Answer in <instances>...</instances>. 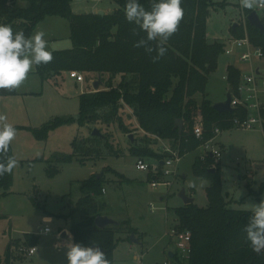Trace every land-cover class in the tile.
Masks as SVG:
<instances>
[{
  "label": "trees",
  "instance_id": "trees-1",
  "mask_svg": "<svg viewBox=\"0 0 264 264\" xmlns=\"http://www.w3.org/2000/svg\"><path fill=\"white\" fill-rule=\"evenodd\" d=\"M24 1L21 4L18 0H0V24L10 25L14 32L23 30L25 36L30 37L47 16H60L70 22L72 46L50 51L53 60L48 64L35 66V72L42 81L57 82L62 75L69 76V72L75 70L87 75L96 74L104 84L97 91L89 88L79 95V111L76 116H56L41 127L30 128L36 138L44 140L51 131L72 123L80 126L93 124L106 129L117 125L122 131L130 133L132 130L126 125L122 113L130 109L137 128L145 137L140 141H131L129 152L138 158H162L163 155L150 149L151 138H156L158 142L169 141L173 149L184 155L200 145L201 140L194 134L197 122L204 124L205 140L215 135L216 128L221 131L235 128L233 119L240 112H220L206 96L209 76L217 69L226 45L222 40L209 39L207 22L211 11L218 6L225 7V1L182 0L184 16L179 29L165 45L166 55L155 63L152 62V57L156 53L145 51L146 45L134 47L141 37H146V33L126 20V0H115V10L104 15L97 12L75 13L72 9L73 0ZM139 3L146 10H151L152 0H139ZM258 8H243V12L247 17L251 42L264 53V33L248 20V15ZM262 20L264 22L263 17ZM134 28L139 35H133ZM242 30L237 25L235 29L232 28V33L241 37ZM150 43L155 46V42ZM106 75L109 76L108 79H105ZM239 76L240 70L229 65L227 78L230 90L234 91L237 87ZM117 77L120 79L115 84ZM16 94L17 89H0V98ZM198 94L202 95L201 99L197 98ZM246 115L241 113L242 117ZM177 119L184 121L182 134L175 126ZM109 138V133L90 135L79 140L75 138L72 153H57L47 160V174L54 177L59 172L51 163H68L74 158L84 163L85 158L100 155L105 150L119 155ZM8 155L15 158L11 144ZM40 160L43 159H34ZM212 160L213 158H209L204 163L197 157L194 162L195 174L211 179V185L207 187L208 206L202 207L193 202L171 209L177 218L176 228L191 233L190 257L184 259L173 252V257L168 258L173 264H264V252L256 254L252 251L244 231L251 210L229 206L222 192L221 168H216L214 173L210 171L212 167L209 163ZM106 170L115 171L107 167L101 175L93 174L81 182V196L69 214L79 216V221L72 225L70 231L73 243L84 247L98 245L110 264H114V251L121 241L117 234L123 232L126 226L129 240L130 234H136V231L130 226L129 220L118 221L104 228L95 223L96 218L103 215V203L99 198L104 194ZM148 178L152 179L151 173ZM13 179V171L0 177V199L8 194ZM33 201L39 205L35 198ZM24 237V246H36L38 235L27 233ZM10 249L11 242L7 244L4 256H0V264H13Z\"/></svg>",
  "mask_w": 264,
  "mask_h": 264
},
{
  "label": "rangeland",
  "instance_id": "rangeland-1",
  "mask_svg": "<svg viewBox=\"0 0 264 264\" xmlns=\"http://www.w3.org/2000/svg\"><path fill=\"white\" fill-rule=\"evenodd\" d=\"M18 1L25 3L24 0ZM214 1H225L226 4L225 7L218 6L211 11L207 22L208 36L211 40H222L228 48H232L229 41L244 38L248 33L247 17L240 6V0ZM116 7L115 0L72 2L75 13L100 10L111 13ZM258 12L264 15L263 8ZM234 24L242 27L241 37L233 35ZM39 30L46 33L48 51L72 46L70 22L66 18L47 16L32 35ZM230 64L242 69L249 68V64L242 62L236 53L221 54L217 69L209 76L206 90L207 98L213 103L224 101L230 90L227 78ZM254 65L264 68V57L260 61L256 57ZM35 68L17 88L18 94L0 98V114L7 116L6 123L24 127L15 128L16 135L11 146L18 165L13 169L14 179L8 194L0 199V256H4L6 246L11 242L10 252L13 251L14 264H68L66 244L73 243L70 229L79 221V216L69 214L81 196L80 184L107 167L116 172L105 171V192L99 198L103 203L102 214L117 222L129 220L130 226L136 231L135 237L139 239L138 242L128 240L129 232L125 226L124 231L117 234V237L124 240L119 242L114 251V264H164L169 259V253L176 251L175 238L169 234L177 225V218L171 209L184 205L179 192L184 188L188 196L193 194L196 204L208 206L207 187L211 185V179L195 174L194 162L197 157L204 163L213 158L209 166L221 168L222 192L230 207L251 210L252 205L264 200V130L261 126L247 130H222L214 139L216 148L222 152L218 159L207 155L204 141L201 140L198 148L181 155L180 161L175 162L176 170L163 177L168 185L153 187L148 178L149 170L137 169L138 157L129 152L131 141H140L145 137L137 128L130 109L122 112L126 125L132 130L130 133L122 131L117 125L106 129L93 124L80 126L72 123L51 131L44 140L36 138L30 128L41 127L56 116H76L81 91L88 90L90 86L93 88V85L87 74L84 76L89 84H83L82 87L75 81L64 84L59 82V85L51 81L43 82ZM93 77H96V81L99 79L96 74ZM108 77L106 75L105 79ZM119 79H115V84ZM25 91L26 94L23 93ZM197 98L201 99L202 95L198 94ZM95 128L102 129L101 133H109V140L119 155L105 150L100 155L85 158L84 163L75 158L68 163H51L59 172L54 177L49 176L47 160L57 153H72L73 140L89 137ZM150 141V149L163 157H139L147 164L154 165L172 157L174 149L169 141L158 142L156 138ZM36 158L43 160L34 161ZM33 198L39 205L34 203ZM46 217L51 218L50 222L45 221ZM45 226L51 232L42 234L40 230ZM27 233L38 235L37 252L33 256L20 252ZM29 247L32 246H24V250Z\"/></svg>",
  "mask_w": 264,
  "mask_h": 264
},
{
  "label": "clouds",
  "instance_id": "clouds-1",
  "mask_svg": "<svg viewBox=\"0 0 264 264\" xmlns=\"http://www.w3.org/2000/svg\"><path fill=\"white\" fill-rule=\"evenodd\" d=\"M181 2L182 0H152L151 10H146L139 0H126V20L146 33V37H141L134 47L146 45L145 51L155 52L153 63L166 55L165 45L179 29L184 16ZM240 6L245 9L264 7V0H240ZM132 32L133 35H139L136 28ZM45 35L43 30H39L26 37L23 30L14 32L10 25L0 24V89L19 88L34 66L48 64L53 60L52 53L47 50ZM150 42H155V46ZM6 121L7 116L0 114V177L12 173L18 165V161L8 155L16 129ZM44 219L47 222L51 220L47 217ZM244 231L252 251L256 254L264 252V200L251 206V215ZM66 247L68 264H110L99 247H84L71 242Z\"/></svg>",
  "mask_w": 264,
  "mask_h": 264
},
{
  "label": "built area",
  "instance_id": "built-area-1",
  "mask_svg": "<svg viewBox=\"0 0 264 264\" xmlns=\"http://www.w3.org/2000/svg\"><path fill=\"white\" fill-rule=\"evenodd\" d=\"M258 7V10L263 8L261 6ZM229 43L232 44V48H228L225 45V52L228 54L234 52L242 62L249 64L248 69L238 68L240 70L239 81L234 91L231 90V106L234 108V111L238 110L240 112V115H237L233 119L234 127L247 130L261 126L264 130V68L260 65H254L256 57L261 60L264 57V53L260 47L255 46L251 42L248 33L244 38L233 39L229 41ZM69 77L75 79L78 83L85 81L84 74L79 71H70ZM241 113H245L247 115L242 117ZM214 132L215 135L213 137L205 140L203 122H197L194 126V134L198 139L204 141V150H206L207 155L218 159L221 157L222 152L221 149L216 148L214 139L217 135H219L221 130L216 128ZM173 151L172 157L168 160L158 161L154 165L147 164L143 158H138L136 163L137 169L149 170V173L152 175L151 184L153 187H157L161 184L168 185L167 181H165L163 177L176 170L175 162H179L181 159L180 152L177 149H174ZM172 167L174 169H172ZM103 192H105V189H103ZM40 231L42 234H47L51 232V229L48 226H45L43 229L41 228ZM169 235L171 238H175V252H177L180 257L189 259L191 253V233L189 231H179L175 226L171 229V233ZM25 250L23 246L21 247L20 252H24L28 256H33L37 252L36 246L29 247ZM11 255V260L14 264L13 251H11ZM164 264L173 263L168 259Z\"/></svg>",
  "mask_w": 264,
  "mask_h": 264
},
{
  "label": "water",
  "instance_id": "water-1",
  "mask_svg": "<svg viewBox=\"0 0 264 264\" xmlns=\"http://www.w3.org/2000/svg\"><path fill=\"white\" fill-rule=\"evenodd\" d=\"M98 14L100 15H104V11L103 10H100L98 11ZM248 20L250 22L251 25L257 27L260 29V31L262 33H264V22L258 12V10H254L252 13H250L248 15ZM237 24H234V29L236 28ZM102 85V79L99 78L97 81L94 82L93 84V88L94 90H99L100 87ZM231 100H232V93H231V90L228 91L227 93V96H226V99L224 101H221V102H217V103H214V108L220 112H230V113H233L234 112V108L231 106ZM176 127L179 128V133L182 134L183 133V129H184V121L182 119H177L176 120V124H175ZM92 136H101L102 133L100 131V129L98 128H95L92 133H91ZM211 172H215L216 169L215 168H212L210 170ZM98 175H101V173H97ZM179 196L182 198L183 202H184V205H188L190 203H193L195 202V199L194 197L192 196H188L187 193H186V190L183 188L180 192H179ZM95 223L98 227L100 228H104L108 225H114L117 223L116 220L108 217V216H105V215H101V216H98L95 220ZM130 239L132 242H138L139 239L137 237H135V233L132 232L130 234ZM93 247H99L98 245H94ZM100 248V247H99ZM101 249V248H100ZM102 250V249H101ZM169 256L170 257H173V252H170L169 253Z\"/></svg>",
  "mask_w": 264,
  "mask_h": 264
},
{
  "label": "crops",
  "instance_id": "crops-1",
  "mask_svg": "<svg viewBox=\"0 0 264 264\" xmlns=\"http://www.w3.org/2000/svg\"><path fill=\"white\" fill-rule=\"evenodd\" d=\"M263 9H264V7H263ZM93 12H97L98 13V11H93ZM107 12H105L104 11V14H106ZM261 16V18L263 17L264 18V15H260ZM209 37V36H208ZM210 40L212 39V38H209ZM260 61V60H259ZM230 65H234V64H230ZM237 68H240L241 69V67H239V66H237V65H235ZM261 66V65H260ZM84 75H86V74H84ZM90 77H89V76ZM87 76L90 78V83L93 85L94 84V82L96 81L95 80V78L96 77H93V73H91V74H88ZM62 78H59V80L57 81V82H54V81H52V80H48L49 82L51 81V82H54L55 84H60V83H62V84H64V83H66V82H69V81H75V83L76 84H78V85H80L81 87H82V85L84 84V86H85V84L87 83V84H89V82L88 81H84V82H82V83H78L75 79H73V78H70L67 74L65 75H62L61 76ZM45 82H47V81H45ZM60 82V83H59ZM91 88H92V86H90ZM89 88V87H88ZM28 91V90H27ZM27 91H25V92H23L24 94H26L27 93ZM84 91H86V90H82L81 91V93L82 92H84ZM11 98L12 97H10L9 98V100H11ZM0 101H1V99H0ZM7 102H9V101H7ZM12 102H10V104H11ZM1 102H0V109H1ZM192 197H193V194L191 195ZM47 218H50V217H47ZM121 240H124V239H121Z\"/></svg>",
  "mask_w": 264,
  "mask_h": 264
}]
</instances>
